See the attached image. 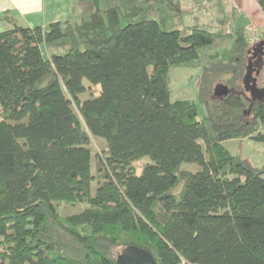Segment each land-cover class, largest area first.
<instances>
[{"label":"trees","instance_id":"1","mask_svg":"<svg viewBox=\"0 0 264 264\" xmlns=\"http://www.w3.org/2000/svg\"><path fill=\"white\" fill-rule=\"evenodd\" d=\"M126 1L0 32V264H118L134 245L156 264H264V167L224 145L264 143V99L241 80L253 42L230 33L228 57L203 64L199 116L195 100H171L169 69L198 66L220 34L122 24L142 9ZM91 138L104 141L94 171Z\"/></svg>","mask_w":264,"mask_h":264},{"label":"rangeland","instance_id":"2","mask_svg":"<svg viewBox=\"0 0 264 264\" xmlns=\"http://www.w3.org/2000/svg\"><path fill=\"white\" fill-rule=\"evenodd\" d=\"M233 1L234 0H215L214 2L206 3V0H135L137 4L142 6V9L134 17L122 21V24H126L128 22H135L144 19H155L161 22V25L166 30L178 29L182 35L190 33L193 27L204 28L212 33L220 34V36H217L211 44L205 45L199 49L198 66H172L169 69L171 100L177 98L195 100L199 116H204L206 114L205 104H203L198 98V91L199 87H201L203 78V64L211 61L210 56L215 54L216 56L227 54L226 57H228L227 51L230 49L234 41V37L229 39V35L226 34V32L232 30L234 27L233 25L231 26L233 18L232 14L235 12V8L232 7L231 4ZM234 3L236 4L235 1ZM125 4H127L126 0H100L101 12L110 6H122ZM210 4H214L213 6H215V8L211 7ZM90 5V0H73L72 2V7L74 9L78 8L81 12L79 17L86 16L89 13ZM248 38L252 42L259 39L258 36L253 37L251 35H249ZM46 50L47 53H62L64 47L52 43L47 45ZM229 76L230 73H223L215 77L214 80L216 81V79H220L219 82L227 84L226 81ZM215 84L212 86V89ZM97 94V86H88L87 91L84 92L81 97L86 98L87 96ZM247 112L250 113V107L247 109ZM89 145L92 153V170L94 171V155L102 151L104 141L102 139L91 138ZM224 145L233 154L240 153L242 157H247L255 166L264 167V143L254 142L245 138L227 140L224 142ZM146 162H149L148 157H143L135 161L134 165L138 172ZM180 168L196 171L200 169V166L195 163L184 162L180 165ZM60 210V212L63 211L62 209Z\"/></svg>","mask_w":264,"mask_h":264},{"label":"crops","instance_id":"3","mask_svg":"<svg viewBox=\"0 0 264 264\" xmlns=\"http://www.w3.org/2000/svg\"><path fill=\"white\" fill-rule=\"evenodd\" d=\"M214 1L206 0V3ZM234 1L231 2L232 7L235 8L231 22V26L234 27L226 32L229 39L233 37L230 33L234 35L240 29L247 37L251 35L259 38L260 33L262 32L261 35L264 33V16L257 1ZM72 2L73 0H0V32L14 25L33 27L76 19L81 12L78 8L72 7ZM213 5L210 4L215 8Z\"/></svg>","mask_w":264,"mask_h":264},{"label":"water","instance_id":"4","mask_svg":"<svg viewBox=\"0 0 264 264\" xmlns=\"http://www.w3.org/2000/svg\"><path fill=\"white\" fill-rule=\"evenodd\" d=\"M248 52H251V57H255L257 54L262 56L264 54V40L253 44ZM252 61L248 60L245 73L242 78V84L244 89L249 93L251 100H263L264 99V86L259 87L257 85L256 77L252 75L253 69L251 68ZM255 73H259V69L255 70ZM229 88L226 84L217 83L213 88V93L216 96L226 95ZM118 264H156L153 256L145 249L138 246H128L124 248L117 255Z\"/></svg>","mask_w":264,"mask_h":264},{"label":"flooded vegetation","instance_id":"5","mask_svg":"<svg viewBox=\"0 0 264 264\" xmlns=\"http://www.w3.org/2000/svg\"><path fill=\"white\" fill-rule=\"evenodd\" d=\"M262 40H264V38H259L258 40L253 42L252 45L257 43V42H260ZM248 60L252 61V65H251V68L253 69L252 75L256 77L257 85L259 87L264 86V82H263V78H264V76H263V72H264V54L262 56H259V54H257L255 57H251V52H248L247 57L245 58V69H246ZM257 69H259V73L258 74L255 73V70H257ZM244 73H245V70L243 72V75H244ZM243 75H242V78H243ZM248 95H249V93H248Z\"/></svg>","mask_w":264,"mask_h":264}]
</instances>
